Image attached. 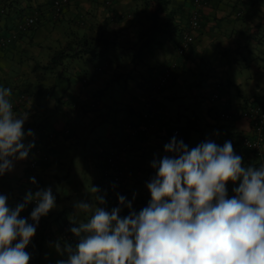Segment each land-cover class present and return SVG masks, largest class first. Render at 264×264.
<instances>
[{
  "label": "crops",
  "instance_id": "obj_1",
  "mask_svg": "<svg viewBox=\"0 0 264 264\" xmlns=\"http://www.w3.org/2000/svg\"><path fill=\"white\" fill-rule=\"evenodd\" d=\"M54 1L0 0V39L15 36L0 48V86L11 89L14 113L27 112L23 127L34 133L24 141L34 143L29 156L0 177V194L10 209L29 191L51 187L56 196V208L41 218L43 229L26 248L29 264L67 259L55 244L75 246L72 221L84 219L77 203L93 204L100 195L101 206L113 209L114 189L105 180L111 171L100 161L127 137L126 124L143 122L146 103L155 127L130 140L120 164L123 196L132 210L147 206L146 184L155 175L151 162L166 155L174 130L189 148L205 140L220 146L231 141L242 165L258 162L242 139L254 137L245 117L249 104L264 97V0H209L200 12L202 27L182 55L178 47L193 0H69L61 14ZM35 13L36 26L18 35L15 27ZM85 41L111 46L105 58H94ZM57 54L59 65L53 64ZM170 67L172 78L156 93L160 73ZM91 186L99 192L90 193ZM235 186L227 184L229 197ZM33 208L29 203L21 215ZM128 214L127 208L120 213Z\"/></svg>",
  "mask_w": 264,
  "mask_h": 264
},
{
  "label": "clouds",
  "instance_id": "obj_2",
  "mask_svg": "<svg viewBox=\"0 0 264 264\" xmlns=\"http://www.w3.org/2000/svg\"><path fill=\"white\" fill-rule=\"evenodd\" d=\"M10 95V88L0 86V177L34 147L24 142L34 136L23 127L28 113L16 115ZM164 152L151 162L150 200L139 212L124 196L111 211L101 206L100 195L93 204L75 205L84 215L70 228L77 243L55 244L67 256L57 264H264V164L242 165L231 141L220 146L205 140L189 148L173 137ZM30 182L37 183L34 177ZM229 182L238 185L231 197ZM98 192L91 186L90 193ZM7 199L0 194V264H29L26 248L41 218L56 208V196L51 187L29 191L15 209ZM33 202L30 216L22 218ZM124 208L127 216L120 215Z\"/></svg>",
  "mask_w": 264,
  "mask_h": 264
},
{
  "label": "built area",
  "instance_id": "obj_3",
  "mask_svg": "<svg viewBox=\"0 0 264 264\" xmlns=\"http://www.w3.org/2000/svg\"><path fill=\"white\" fill-rule=\"evenodd\" d=\"M195 10L190 16L189 19V28L188 31H186L181 40V44L178 47V53L179 54H185L191 47L192 43L194 42V36L193 33L197 32L201 29V15L200 12L209 6V0H193ZM69 4V0H55L54 2V11L57 14H61L62 11L65 9V7ZM109 4V2H107ZM5 13V10H1V14L3 15ZM37 15L38 13H35L33 16L27 17L22 19L19 24L15 27L18 35L26 34L31 29H33L34 26L37 24ZM12 37V38H11ZM15 38V36H9L3 37L0 39V48L4 49L6 48ZM173 68H167L163 70L155 85L154 89L157 92L162 90L168 81L173 76ZM153 97V96H150ZM151 105L146 103L145 104V112L142 116L143 122L139 125L134 124H126L125 126V134L126 138L120 141L118 145L110 152V155H108L107 161L108 166H110L109 171H111V182L113 186V196H114V203L113 208L119 207V201L118 196H123V183H124V177L123 173L121 171V165L125 154L129 151L131 148V139L136 138L139 134H148L153 131L155 124H154V117L150 113ZM249 110L245 114V117L251 119L252 123V130L254 132V137L249 138L245 137L242 139V145L243 147L252 152L257 158L258 162H256V167L258 168L261 164H264V102L263 103H255V101H252L249 106ZM173 136L176 137L178 140L181 137V131L174 130ZM32 206L35 207V203H32ZM20 216L22 218H28L29 216L25 217L24 215ZM29 223L31 221L29 220ZM42 219L39 222L38 227L36 228V234L40 233L42 230ZM74 241L77 243V239L75 237Z\"/></svg>",
  "mask_w": 264,
  "mask_h": 264
},
{
  "label": "trees",
  "instance_id": "obj_4",
  "mask_svg": "<svg viewBox=\"0 0 264 264\" xmlns=\"http://www.w3.org/2000/svg\"><path fill=\"white\" fill-rule=\"evenodd\" d=\"M158 2L161 3V0H158ZM82 46L85 48V52L88 53L89 55L93 56L94 58H105L111 45L109 42H96V44L93 45V44H89L88 41H85L82 44ZM61 60H62V54H57L53 60V64L59 65V63H61ZM263 102H264V97L259 98V100H255V103H258V104L259 103L261 104ZM248 110H249V108H247V111ZM109 153H110V151L107 152L106 153L107 155L103 156L102 161H100L103 170L106 169V171H108L110 168V166H108V161H107ZM105 177H106L105 180L109 181L112 185V182L110 179V177H111L110 173H108V176L105 175Z\"/></svg>",
  "mask_w": 264,
  "mask_h": 264
},
{
  "label": "rangeland",
  "instance_id": "obj_5",
  "mask_svg": "<svg viewBox=\"0 0 264 264\" xmlns=\"http://www.w3.org/2000/svg\"><path fill=\"white\" fill-rule=\"evenodd\" d=\"M107 101H109V99H107ZM88 137H89V136L87 135V138H88ZM91 142H92L91 140L88 142L87 147H91ZM80 148H81V147H80ZM80 148H79V149H80ZM81 149H82V148H81ZM31 262H32V261H31ZM30 264H31V263H30Z\"/></svg>",
  "mask_w": 264,
  "mask_h": 264
}]
</instances>
